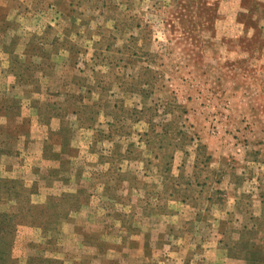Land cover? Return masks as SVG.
Returning <instances> with one entry per match:
<instances>
[{
    "label": "rangeland",
    "instance_id": "obj_1",
    "mask_svg": "<svg viewBox=\"0 0 264 264\" xmlns=\"http://www.w3.org/2000/svg\"><path fill=\"white\" fill-rule=\"evenodd\" d=\"M0 6L20 105L0 126L25 124L0 156V213L24 207L5 264H228L241 243L264 264V0ZM62 195L67 218L25 212Z\"/></svg>",
    "mask_w": 264,
    "mask_h": 264
},
{
    "label": "trees",
    "instance_id": "obj_2",
    "mask_svg": "<svg viewBox=\"0 0 264 264\" xmlns=\"http://www.w3.org/2000/svg\"><path fill=\"white\" fill-rule=\"evenodd\" d=\"M5 14L3 13V8L0 6V20L2 21L0 23V26L4 23H6V19H5ZM2 28L0 27V32ZM16 79H21L19 78V75H15ZM0 117H4L6 118V120H12L15 118H19L20 117V105L19 102L14 100V99H6V101H2V103L0 104ZM22 126V125H21ZM20 126V127H21ZM16 128L14 130L8 129V127H5L7 129H5L4 127L0 126V156L3 155V153L5 152L6 148L7 151H12V147L14 145L13 141L15 138H17V134H18V130L19 128ZM16 130V132H15ZM8 194L10 195L8 192L5 191H1V194ZM72 200V196L71 195H62L59 198H50L48 199L47 203L45 205L41 206H36L35 208L32 209V207H29V210L25 211V212H29L32 214H36V224L39 223L41 217H43V215L49 211L50 209H54V211L56 212V216L53 217V221L51 223H56L57 221H60V219L62 218H67L71 212H73L74 210H77L76 208H74L73 203H70V201ZM58 205H63L64 203L69 205L68 209H64V210H60ZM18 211L15 213V215H10V214H4V213H0V264H5V260L3 261L2 259L5 257V259H8V254L6 255V253H4L5 250H7V248H9L10 244L13 241V229H14V224L15 222L20 221V216L18 212H24L23 209H19V207L17 208ZM21 214V213H20ZM41 216V217H40ZM39 220V221H38ZM247 233V231L240 233V239L238 240V242L240 243L244 238H243V233ZM255 233V231H252L253 235ZM239 243H237V245H239ZM249 244V243H248ZM245 243H241L240 247L238 248V250L244 251L242 254L239 255H234L232 258L235 259H243L246 260L248 262H262L261 259L259 257H256L254 254L257 253L258 251H260L259 247L256 245H251L250 244V249L245 250L244 246ZM247 245V244H246ZM244 247V248H243ZM36 260L41 261V262H46V259L43 258H37ZM49 263H53L52 261H48Z\"/></svg>",
    "mask_w": 264,
    "mask_h": 264
},
{
    "label": "crops",
    "instance_id": "obj_3",
    "mask_svg": "<svg viewBox=\"0 0 264 264\" xmlns=\"http://www.w3.org/2000/svg\"><path fill=\"white\" fill-rule=\"evenodd\" d=\"M5 71V70H4ZM6 72V71H5ZM37 88V87H36ZM38 122L40 123V119H38V117L36 116V125L38 124ZM22 126H24V122L21 123ZM37 132V131H36ZM42 132V131H41ZM38 132L36 134V157L39 159V157L42 156V152H43V146H44V142H41L39 144V142L37 141V138H38ZM47 138H45L44 140H46ZM39 146H42V147H39ZM58 182V179L56 180ZM54 182V184H57V182ZM59 183V182H58ZM228 260V264H248L250 262L246 261V260H243V259H233V258H229L227 259ZM235 262V263H233ZM254 263H257V262H254Z\"/></svg>",
    "mask_w": 264,
    "mask_h": 264
}]
</instances>
